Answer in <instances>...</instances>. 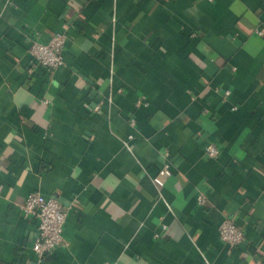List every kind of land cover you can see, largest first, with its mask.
Listing matches in <instances>:
<instances>
[{
  "label": "crops",
  "instance_id": "0c3cea01",
  "mask_svg": "<svg viewBox=\"0 0 264 264\" xmlns=\"http://www.w3.org/2000/svg\"><path fill=\"white\" fill-rule=\"evenodd\" d=\"M260 28L264 0H0V264L37 259L32 191L68 207L42 264H264Z\"/></svg>",
  "mask_w": 264,
  "mask_h": 264
},
{
  "label": "built area",
  "instance_id": "2783aa9c",
  "mask_svg": "<svg viewBox=\"0 0 264 264\" xmlns=\"http://www.w3.org/2000/svg\"><path fill=\"white\" fill-rule=\"evenodd\" d=\"M256 32L259 35H264V28H260ZM66 40V34L60 32L53 34L47 42H41L37 39L32 40L28 48L32 64L48 72L64 67L66 63L62 51ZM28 71H32V68H28ZM229 93L228 89L225 90L224 96L227 97ZM42 101L48 103L47 99H42ZM137 104L146 103L143 98H140L137 100ZM203 154L209 158H216L220 154V148L213 141L207 142ZM168 168V164H164L158 174H165L168 172ZM197 199L202 204L205 202L206 197L203 193H199ZM22 211L25 217L32 218L37 222L32 244L37 259L25 261L23 264H42L55 249L65 243L64 225L68 207L56 197H45L39 191H32L25 197ZM218 233L221 241L230 246L241 243L245 238L242 228L230 218H226L220 223Z\"/></svg>",
  "mask_w": 264,
  "mask_h": 264
}]
</instances>
